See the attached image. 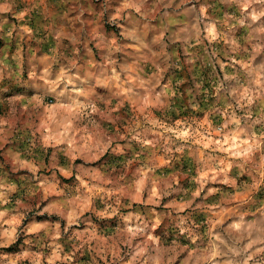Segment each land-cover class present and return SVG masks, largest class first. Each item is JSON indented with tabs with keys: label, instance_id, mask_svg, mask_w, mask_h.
Listing matches in <instances>:
<instances>
[{
	"label": "rangeland",
	"instance_id": "rangeland-1",
	"mask_svg": "<svg viewBox=\"0 0 264 264\" xmlns=\"http://www.w3.org/2000/svg\"><path fill=\"white\" fill-rule=\"evenodd\" d=\"M0 264H264V0H0Z\"/></svg>",
	"mask_w": 264,
	"mask_h": 264
}]
</instances>
